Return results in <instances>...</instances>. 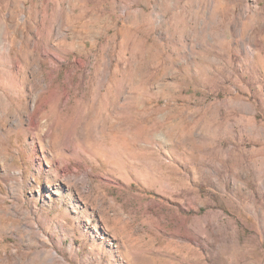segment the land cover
I'll return each instance as SVG.
<instances>
[{
  "label": "rangeland",
  "instance_id": "obj_1",
  "mask_svg": "<svg viewBox=\"0 0 264 264\" xmlns=\"http://www.w3.org/2000/svg\"><path fill=\"white\" fill-rule=\"evenodd\" d=\"M0 116V264H264V0H0Z\"/></svg>",
  "mask_w": 264,
  "mask_h": 264
},
{
  "label": "bare ground",
  "instance_id": "obj_2",
  "mask_svg": "<svg viewBox=\"0 0 264 264\" xmlns=\"http://www.w3.org/2000/svg\"><path fill=\"white\" fill-rule=\"evenodd\" d=\"M12 76H9V77H7V80H12V78H11ZM4 78V77H3ZM34 107L36 106V100H34V105H33ZM1 117V116H0Z\"/></svg>",
  "mask_w": 264,
  "mask_h": 264
}]
</instances>
